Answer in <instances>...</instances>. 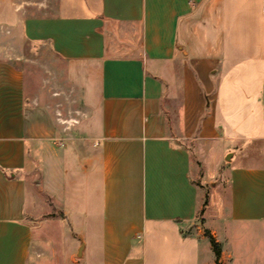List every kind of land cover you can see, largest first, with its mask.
I'll list each match as a JSON object with an SVG mask.
<instances>
[{"label":"crops","instance_id":"crops-1","mask_svg":"<svg viewBox=\"0 0 264 264\" xmlns=\"http://www.w3.org/2000/svg\"><path fill=\"white\" fill-rule=\"evenodd\" d=\"M28 1L0 0V45L9 56L25 40L47 44L67 64L81 116L58 126L0 57V264H182L201 252L199 264H213L203 229L216 242L219 230L264 233V0H84L80 15L67 0ZM177 74L182 92L208 103L210 145L230 153L224 212L199 228L190 151L162 110ZM32 167L73 263L27 217ZM225 250L230 263L236 252Z\"/></svg>","mask_w":264,"mask_h":264},{"label":"rangeland","instance_id":"rangeland-1","mask_svg":"<svg viewBox=\"0 0 264 264\" xmlns=\"http://www.w3.org/2000/svg\"><path fill=\"white\" fill-rule=\"evenodd\" d=\"M72 3V14H87L84 0H67ZM36 3V2H35ZM34 2H26V5H34ZM48 6L55 7L59 0H46ZM16 9V7H13ZM27 9L26 15H32ZM1 35H5V33ZM4 45H0V57L12 60V64L19 69L24 77L25 95L33 97L39 105L46 107L52 114L58 126L65 125L68 128L76 123L81 116L80 93L71 86L67 77V64L59 58L47 44H34L25 40L19 48L12 51L11 55H5ZM16 52V54H13ZM196 80L197 85L207 86V78L204 70L199 71ZM181 80L179 74L175 76L174 90L165 95L163 100V113L167 120L168 135L177 142L182 143L190 151V179L197 189L198 205L197 218L194 228H199L203 218L213 212V217L224 212L228 195L229 179L226 171L229 157L220 154L217 145H210L208 134L210 124L208 121L209 106L205 105L204 99L193 101L181 91ZM199 87V86H198ZM208 99V98H207ZM208 102V101H207ZM61 143L60 139H56ZM231 147V146H230ZM231 149V148H230ZM236 149V148H235ZM234 149L229 150V152ZM244 162V159L240 160ZM27 180V217L31 221L43 222L45 224L44 244L47 249L50 245L57 247V257L61 262H74V252L70 249L68 238L62 233L61 225L57 223L59 210L43 189H41L38 170L32 167L26 175ZM233 228V227H232ZM61 229V231H60ZM220 229V228H219ZM224 236L220 232V257L218 264H264V233L252 226H241L233 229L236 234ZM59 233V236H50V232ZM204 232V229H203ZM231 247L236 252L232 262H227L226 248ZM212 252V251H210ZM206 261L207 254L200 253L196 258L189 253L182 264H199ZM152 264V261L148 262ZM213 264L215 257L213 254Z\"/></svg>","mask_w":264,"mask_h":264},{"label":"trees","instance_id":"trees-1","mask_svg":"<svg viewBox=\"0 0 264 264\" xmlns=\"http://www.w3.org/2000/svg\"><path fill=\"white\" fill-rule=\"evenodd\" d=\"M204 236L207 238V240L210 244V247H211V251L214 254L215 264H218V260H219L220 253H221L220 246L215 241V239L210 235L208 230H204Z\"/></svg>","mask_w":264,"mask_h":264},{"label":"built area","instance_id":"built-area-1","mask_svg":"<svg viewBox=\"0 0 264 264\" xmlns=\"http://www.w3.org/2000/svg\"><path fill=\"white\" fill-rule=\"evenodd\" d=\"M263 10H264V7H263Z\"/></svg>","mask_w":264,"mask_h":264}]
</instances>
